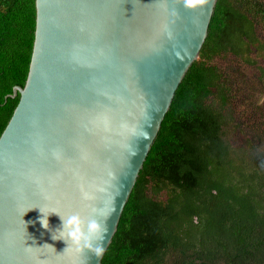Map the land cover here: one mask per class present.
<instances>
[{
    "label": "water",
    "instance_id": "water-1",
    "mask_svg": "<svg viewBox=\"0 0 264 264\" xmlns=\"http://www.w3.org/2000/svg\"><path fill=\"white\" fill-rule=\"evenodd\" d=\"M216 1L35 0L27 77L0 134V264L101 263L64 251L60 216L45 229L39 208L95 209L106 251Z\"/></svg>",
    "mask_w": 264,
    "mask_h": 264
},
{
    "label": "trees",
    "instance_id": "trees-1",
    "mask_svg": "<svg viewBox=\"0 0 264 264\" xmlns=\"http://www.w3.org/2000/svg\"><path fill=\"white\" fill-rule=\"evenodd\" d=\"M34 27L35 0H0V134L19 99L8 94L27 77ZM224 55L257 66V82L224 70ZM166 258L264 264V0L216 1L100 264Z\"/></svg>",
    "mask_w": 264,
    "mask_h": 264
},
{
    "label": "clouds",
    "instance_id": "clouds-1",
    "mask_svg": "<svg viewBox=\"0 0 264 264\" xmlns=\"http://www.w3.org/2000/svg\"><path fill=\"white\" fill-rule=\"evenodd\" d=\"M178 3L182 4L183 8L188 10H196L203 6L206 0H177ZM171 14L176 15L177 10L171 9ZM84 200L89 197L87 193H84ZM43 214L40 217V224L43 228L49 227L48 215L50 213H57L61 218V226L53 233V239H61L65 241L67 251L76 257L84 255L86 252H90L95 257H101L105 252V246L103 241L105 240L106 233L108 231L106 223H102L98 219L96 210H93L92 215L82 216L79 212L62 216L56 211L45 212L39 208Z\"/></svg>",
    "mask_w": 264,
    "mask_h": 264
},
{
    "label": "rangeland",
    "instance_id": "rangeland-1",
    "mask_svg": "<svg viewBox=\"0 0 264 264\" xmlns=\"http://www.w3.org/2000/svg\"><path fill=\"white\" fill-rule=\"evenodd\" d=\"M218 63L224 70L234 74L236 78H241L242 77L241 73H244V74H248L249 82H252V83L257 82L256 80L257 73H258L257 66L253 67L252 70H249L250 68H248L249 66L247 64L239 63L240 64L239 65L237 59L233 57L232 55L221 56L218 60ZM241 138L239 136L237 137V140H236L235 134L233 133L231 135V139L235 143H241ZM166 259H167V262L163 264H176L173 258H166Z\"/></svg>",
    "mask_w": 264,
    "mask_h": 264
}]
</instances>
